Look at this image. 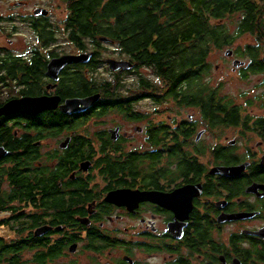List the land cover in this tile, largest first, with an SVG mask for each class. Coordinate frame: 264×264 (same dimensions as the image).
Listing matches in <instances>:
<instances>
[{
	"label": "flooded vegetation",
	"instance_id": "obj_1",
	"mask_svg": "<svg viewBox=\"0 0 264 264\" xmlns=\"http://www.w3.org/2000/svg\"><path fill=\"white\" fill-rule=\"evenodd\" d=\"M38 7L22 18L31 41L0 45V62L8 56L13 69H0L4 96L46 106L0 117L11 128L0 143V264H264V106L239 108L236 124L209 125L181 93L185 80L176 94L173 77L150 60L132 61L94 28L79 42V26L65 21L67 42H56L53 11ZM153 49L142 45L140 57ZM82 53L90 58L59 64ZM228 57L240 59L234 49ZM109 59L132 66L114 69ZM93 95L85 110L62 108ZM225 125L252 140L244 153L236 138L218 141ZM16 152L24 154L22 189L11 182ZM242 163L238 173L215 169Z\"/></svg>",
	"mask_w": 264,
	"mask_h": 264
},
{
	"label": "trees",
	"instance_id": "obj_2",
	"mask_svg": "<svg viewBox=\"0 0 264 264\" xmlns=\"http://www.w3.org/2000/svg\"><path fill=\"white\" fill-rule=\"evenodd\" d=\"M66 4L69 16L66 21L79 26V42L94 28L114 39L119 50L127 53L132 61L150 60L158 73L173 77L176 94L178 85L185 80L186 88L181 93L193 106H201L209 125L238 123L242 107L229 95L222 94L220 85L211 84L210 53L233 44L242 34H251L253 42L237 46L234 51L236 56L248 59L246 67L241 69L243 77L263 74L262 92L255 98H247L246 105L257 101L264 106V0H73ZM236 14L239 15L236 29L231 31L224 19ZM154 36L156 39H151ZM148 43L154 45L155 53L140 57L142 45ZM1 59L0 69L12 72L7 65L8 56ZM7 100L4 90L0 89V105ZM9 140L11 128L2 117L0 143ZM176 155L186 154L177 151ZM11 158L15 163L11 170L12 185L22 189L24 154L16 152ZM21 189L14 191V195L22 194ZM3 202L1 198L0 209Z\"/></svg>",
	"mask_w": 264,
	"mask_h": 264
},
{
	"label": "rangeland",
	"instance_id": "obj_3",
	"mask_svg": "<svg viewBox=\"0 0 264 264\" xmlns=\"http://www.w3.org/2000/svg\"><path fill=\"white\" fill-rule=\"evenodd\" d=\"M17 0H0V45L5 48H17L20 45H24L31 41L32 31L23 17H28L35 6H44L50 8L53 12L49 17V21L56 29L57 39L67 42L66 36L60 32L59 26H63L67 20V4L59 2V0H28L27 4H17ZM239 15H230L225 17L224 23L227 24L230 30L235 31ZM253 36L251 34H242L238 37L233 44L225 46L221 49H214L209 56L211 62L210 80L214 86L220 85V92L232 97L234 102L242 105L246 111L251 107H261L260 102L255 101L251 105H246L247 98H255L253 93L260 91L259 82L263 77V74H250L247 77L241 75V71H233V59L234 57H228L225 54L227 48L235 49L237 46H242L246 42H253ZM11 40V41H10ZM240 59L248 62L247 58ZM135 76L134 74L132 75ZM131 76V77H132ZM254 100V99H253ZM215 129V128H212ZM240 128L236 126H223L219 130L217 136L218 141L225 143L226 140L236 138L237 139V153H244V146H248L252 140L246 136L240 135ZM214 131H210L209 135L205 138L210 144L214 137L211 134ZM1 233H5L6 236L11 234L7 228H1Z\"/></svg>",
	"mask_w": 264,
	"mask_h": 264
},
{
	"label": "water",
	"instance_id": "obj_4",
	"mask_svg": "<svg viewBox=\"0 0 264 264\" xmlns=\"http://www.w3.org/2000/svg\"><path fill=\"white\" fill-rule=\"evenodd\" d=\"M36 14H42V15H47L49 13V9L45 7H38L35 9ZM101 40H107L108 38L106 37H101ZM233 53V49L227 48L225 51L226 56H230ZM90 58L89 53H82L79 55H66L61 58H59V64L63 65L67 62L71 61H86ZM109 63L112 68L117 69V68H130L132 66V63L129 60H116V59H109ZM245 63V60L242 59H234L233 60V66H240ZM96 95L89 96L86 98H75V99H69L67 100L63 105L62 108L65 112L67 113H72L76 111H82L91 106L94 101L96 100ZM38 102V104H37ZM43 100L41 99H35V98H18V99H8L5 101L2 105H0V117L3 115H9L17 112L24 113L27 111V107L29 104H32L33 106L40 105L39 107L45 108L46 106H43L41 103ZM231 143H234V140L230 141ZM3 150V147H0V150ZM0 153V157L3 156L6 151ZM246 163H242L240 165H234V166H219L216 167V171L221 172V173H238L242 171L245 167ZM261 186V185H260Z\"/></svg>",
	"mask_w": 264,
	"mask_h": 264
}]
</instances>
